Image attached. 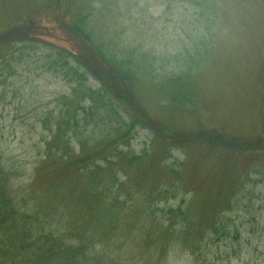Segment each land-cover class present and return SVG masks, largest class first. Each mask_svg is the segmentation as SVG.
Listing matches in <instances>:
<instances>
[{
    "label": "rangeland",
    "instance_id": "obj_1",
    "mask_svg": "<svg viewBox=\"0 0 264 264\" xmlns=\"http://www.w3.org/2000/svg\"><path fill=\"white\" fill-rule=\"evenodd\" d=\"M2 133L42 234L102 264L239 238L264 264V0H0Z\"/></svg>",
    "mask_w": 264,
    "mask_h": 264
},
{
    "label": "trees",
    "instance_id": "obj_2",
    "mask_svg": "<svg viewBox=\"0 0 264 264\" xmlns=\"http://www.w3.org/2000/svg\"><path fill=\"white\" fill-rule=\"evenodd\" d=\"M94 25L102 27L99 20H97V24L94 21ZM75 27L76 31L81 34V39L93 48L99 57L103 58L110 70L121 78L125 77L123 72L118 70L117 63L106 54L105 50L96 44L95 39L89 33L82 32L79 23ZM111 71L109 73L106 72L105 81L111 78ZM0 138L10 146V141L5 139L3 133ZM6 144L2 146L3 143L0 142V264H90L91 261L102 264V258H92V256L86 255V246L80 245V248L75 244L67 246L62 242V238H58L51 233L42 234L40 232L46 222L41 219L43 215L42 206H36L32 210L26 200H17L13 197L12 191H14V187L12 184L19 179L17 176L19 168H16L11 163L10 160L15 155H13ZM183 206L180 205L176 210L180 216L186 214ZM172 213L169 212V215ZM190 227L188 220L182 223L181 234L185 235V239H187V235L191 231ZM219 230V228L215 229L214 226L212 227V233L218 234ZM174 233L177 232L174 231ZM177 234L175 237L178 236ZM235 243L236 245H232L223 254L219 251L218 255L221 254V256L217 255L218 257H215L214 253V256L209 257L205 253L206 255L201 256V261L196 258L195 260L198 264H251V262L246 261V257L240 254L239 250H241L242 241L238 238ZM195 252L201 253V244L197 245ZM224 253H226L225 257L223 256ZM222 256L223 258L220 259ZM247 256L249 257L250 254ZM261 256H264V251Z\"/></svg>",
    "mask_w": 264,
    "mask_h": 264
}]
</instances>
